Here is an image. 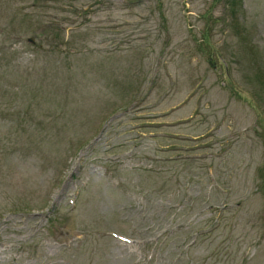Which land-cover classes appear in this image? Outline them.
I'll use <instances>...</instances> for the list:
<instances>
[{
  "label": "rangeland",
  "instance_id": "rangeland-1",
  "mask_svg": "<svg viewBox=\"0 0 264 264\" xmlns=\"http://www.w3.org/2000/svg\"><path fill=\"white\" fill-rule=\"evenodd\" d=\"M0 264H264V0H0Z\"/></svg>",
  "mask_w": 264,
  "mask_h": 264
}]
</instances>
